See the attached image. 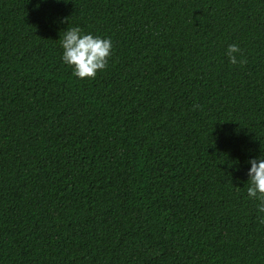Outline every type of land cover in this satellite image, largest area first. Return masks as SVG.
Here are the masks:
<instances>
[{"label":"trees","instance_id":"1","mask_svg":"<svg viewBox=\"0 0 264 264\" xmlns=\"http://www.w3.org/2000/svg\"><path fill=\"white\" fill-rule=\"evenodd\" d=\"M259 156L264 0H0V264H264Z\"/></svg>","mask_w":264,"mask_h":264},{"label":"clouds","instance_id":"2","mask_svg":"<svg viewBox=\"0 0 264 264\" xmlns=\"http://www.w3.org/2000/svg\"><path fill=\"white\" fill-rule=\"evenodd\" d=\"M60 47V59L65 65L71 66L73 75L92 79L98 70L106 68L113 45L110 37L82 33L78 26H74L64 30ZM240 51L235 43L227 46L225 54L231 64L245 62L242 56L238 59ZM247 164V196L259 201L257 212L261 222H264V156L249 158Z\"/></svg>","mask_w":264,"mask_h":264}]
</instances>
